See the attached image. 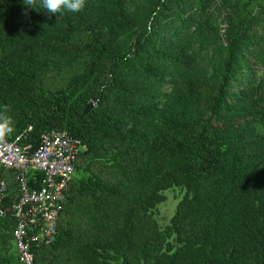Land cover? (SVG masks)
Here are the masks:
<instances>
[{
    "label": "trees",
    "instance_id": "1",
    "mask_svg": "<svg viewBox=\"0 0 264 264\" xmlns=\"http://www.w3.org/2000/svg\"><path fill=\"white\" fill-rule=\"evenodd\" d=\"M196 1L202 13L214 3ZM254 2L264 10L250 0L236 13L222 78L205 87L191 60L157 44L168 14L189 19L168 0H156L128 49L120 0H86L62 16L0 0V113L14 122L11 136L32 125L37 147L44 132L66 129L86 145L57 238L35 248L37 264H264V78L242 81L240 57ZM98 10L112 12L105 33L91 19ZM166 79L175 97L160 109ZM85 167L98 171L77 177ZM171 187L186 195L162 226L154 211ZM15 227L0 218V264Z\"/></svg>",
    "mask_w": 264,
    "mask_h": 264
},
{
    "label": "rangeland",
    "instance_id": "2",
    "mask_svg": "<svg viewBox=\"0 0 264 264\" xmlns=\"http://www.w3.org/2000/svg\"><path fill=\"white\" fill-rule=\"evenodd\" d=\"M250 0H214L210 9L202 13L197 6L196 0H168L173 7V12L184 9V13L188 18H177V16L168 14L164 19V27L157 36V44L163 45L169 52L179 55L185 61H192L191 73L197 81V84L214 86L217 79L222 78V64L228 57V46L230 42V34L232 30V21L236 13L245 7L252 8ZM156 0H120L119 9L121 15L129 16L130 31L119 39L120 48H130L133 44V36L136 31H144L147 27L149 13L154 7ZM109 1H103L100 8L109 7ZM247 4V5H246ZM252 4V3H251ZM255 14L250 17V24L247 28V38L242 45L240 57L244 66L241 68L243 80H249L252 77L257 79L264 78V62L262 54L264 53V10L260 7L261 2H254ZM244 7V8H243ZM264 8V7H263ZM57 16H62L57 14ZM112 12L108 11L102 15L100 10L91 18L97 23V28L101 33H105L111 27ZM121 21L117 23L121 25ZM201 25L200 31L198 27ZM138 31V33H140ZM77 38L83 42V35ZM241 65V61L239 60ZM194 78V79H195ZM180 85H183L181 83ZM173 83L168 79L161 84L159 96L157 98L158 107L164 109L172 103L175 94ZM92 103H94L92 101ZM195 103V102H193ZM197 107H204L200 103H195ZM94 107V106H92ZM156 123L160 124L163 117L157 114ZM264 135V129L261 130ZM86 150V149H85ZM84 166V164L82 165ZM97 169L88 168L78 169L77 177L97 173ZM186 195V191L181 187H171L166 190V200L160 203L154 211L157 221L166 226L171 223V219L175 215L179 202ZM15 246V241H14ZM5 250L1 253L5 264H20L16 259V249ZM13 256V257H12ZM68 256L64 258L66 259Z\"/></svg>",
    "mask_w": 264,
    "mask_h": 264
},
{
    "label": "built area",
    "instance_id": "3",
    "mask_svg": "<svg viewBox=\"0 0 264 264\" xmlns=\"http://www.w3.org/2000/svg\"><path fill=\"white\" fill-rule=\"evenodd\" d=\"M33 131L29 125L0 143V218H15L20 264H37L35 248L55 242L77 163L86 149L83 140L66 129L44 132L35 147L30 140Z\"/></svg>",
    "mask_w": 264,
    "mask_h": 264
},
{
    "label": "clouds",
    "instance_id": "4",
    "mask_svg": "<svg viewBox=\"0 0 264 264\" xmlns=\"http://www.w3.org/2000/svg\"><path fill=\"white\" fill-rule=\"evenodd\" d=\"M25 5L24 14H28L29 9H35L36 5L45 9L47 14L64 15L65 13L77 14L81 12L86 4V0H22ZM15 130L14 122L7 112L0 113V143H3L6 137L12 135Z\"/></svg>",
    "mask_w": 264,
    "mask_h": 264
},
{
    "label": "water",
    "instance_id": "5",
    "mask_svg": "<svg viewBox=\"0 0 264 264\" xmlns=\"http://www.w3.org/2000/svg\"><path fill=\"white\" fill-rule=\"evenodd\" d=\"M92 106H94V103L91 102L90 104H88L87 111H89L92 108Z\"/></svg>",
    "mask_w": 264,
    "mask_h": 264
},
{
    "label": "crops",
    "instance_id": "6",
    "mask_svg": "<svg viewBox=\"0 0 264 264\" xmlns=\"http://www.w3.org/2000/svg\"><path fill=\"white\" fill-rule=\"evenodd\" d=\"M16 258H17V256H16ZM17 261H18V259H17ZM19 262V261H18Z\"/></svg>",
    "mask_w": 264,
    "mask_h": 264
}]
</instances>
